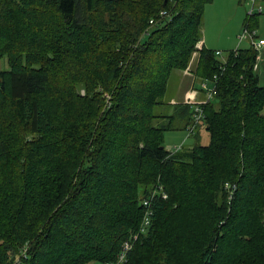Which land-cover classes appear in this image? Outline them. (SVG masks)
Segmentation results:
<instances>
[{"label":"trees","instance_id":"obj_1","mask_svg":"<svg viewBox=\"0 0 264 264\" xmlns=\"http://www.w3.org/2000/svg\"><path fill=\"white\" fill-rule=\"evenodd\" d=\"M211 1L0 0V264H264V87L253 49L199 45ZM194 54L208 144L171 153Z\"/></svg>","mask_w":264,"mask_h":264},{"label":"rangeland","instance_id":"obj_2","mask_svg":"<svg viewBox=\"0 0 264 264\" xmlns=\"http://www.w3.org/2000/svg\"><path fill=\"white\" fill-rule=\"evenodd\" d=\"M237 6L229 4L224 10L223 13L226 14L229 19L222 20L218 22V0H212L211 3L207 4L204 7V13L200 25V41L198 42L199 45H201V42L203 41V38L207 41V46L205 45V49L211 50V51H218V25L219 27H222L223 29H226L225 32H229L230 29L233 28V24L235 26V22L238 18H240L238 15H243V19H246V15L248 13V10L250 8V2L247 0H236ZM260 19H264V15L258 17V24L255 29L256 36L260 37V33H264V27L260 25ZM243 20V22H244ZM243 26V25H242ZM242 30V29H241ZM208 42H210L208 44ZM250 45L248 41H244L240 46H238L239 49H246L249 48ZM197 54L193 55L190 59L189 65L192 67L195 62ZM218 59V57H217ZM8 69L7 62L4 58L0 59V71H5ZM177 71H174L169 79L167 91L164 94V96L161 98V105H158L155 109V113L158 112H165L166 114H169L170 112V104L175 106V104H179L181 102H184V86L187 84L186 79L184 80V84L182 79L177 76ZM195 75V73H194ZM215 80V77H213ZM201 83V81H200ZM199 83V84H200ZM195 89L197 88V84H195ZM79 94L84 95V89H79ZM197 92L193 91L191 101L189 105H193L192 101L197 98ZM107 101H109V95L104 96ZM215 97V96H214ZM204 99L199 102L202 103ZM185 104V103H184ZM190 107V112H191ZM175 113V112H174ZM179 112L174 114V119L171 122V126L173 127V130L167 131L164 133V141H163V147L167 151H173L174 148H178L180 145L184 144V148H190L196 145H207L208 144V136L206 132H202L199 138V130L195 134V137L192 136L189 138L187 136L186 131L183 130V121L179 120ZM165 123L168 122L166 119L164 121ZM185 122V121H184ZM171 127V128H172ZM183 141V143H181ZM94 264H100V263H94Z\"/></svg>","mask_w":264,"mask_h":264},{"label":"built area","instance_id":"obj_3","mask_svg":"<svg viewBox=\"0 0 264 264\" xmlns=\"http://www.w3.org/2000/svg\"><path fill=\"white\" fill-rule=\"evenodd\" d=\"M248 1L250 2V8H249L248 13L246 15L247 18L262 14L263 7L260 4V0H248ZM159 17L161 20H166L167 22L171 20V18L168 17V13L166 11H161L159 13ZM154 23H156L154 19H151L149 21L150 26H153ZM237 41L239 44L244 42V41H248V43L250 45L249 48H251L255 51L256 59H255V64H254L253 70L256 71L257 63L259 62L261 55L264 54V39L258 38L256 36L255 30L248 29L246 24H244L240 34L237 36ZM238 49L239 48H236L235 50H233V52L237 53ZM214 54L216 57H218L221 60V62L225 63L226 57L224 55H226V54H223V52H219V51H215ZM220 69H221V67H220ZM213 81L215 83L214 78H213ZM212 83L213 82H211L210 80H202L201 83L199 84V88L204 95V101L202 103L193 104L191 107V120L185 129L188 137L193 136L198 128L204 130V128H203V120H204L203 105H205L209 101H212L214 99V96L216 95L215 86ZM187 103H190V101ZM182 146L183 145H180L178 148H174V150L170 151V152L174 153L178 150H181ZM224 189L228 192V199H229L233 195L236 188H235V185L226 183V184H224ZM143 206L146 208L148 206V202L143 201ZM146 209H147V212L145 213L144 218H142V220H143L142 224L144 226L148 225V223H149L148 216H149L150 212L148 211V208H146ZM131 245H132V242H131L130 246ZM124 248L128 249L129 244L126 243ZM124 258H125V254H119L116 258L115 263H108V264L123 263Z\"/></svg>","mask_w":264,"mask_h":264},{"label":"crops","instance_id":"obj_4","mask_svg":"<svg viewBox=\"0 0 264 264\" xmlns=\"http://www.w3.org/2000/svg\"><path fill=\"white\" fill-rule=\"evenodd\" d=\"M247 1V0H245ZM232 4L233 6L236 5L237 6V2L236 0H218V22L225 20V19H229L230 18L223 13V10L229 5ZM260 4L263 7V12L262 14H260V16L264 15V0H260ZM240 18H238L235 22V26L233 24V28L229 30V32H225L226 29H223L222 27H219L218 25V51L219 52H223V54L227 53V52H231L233 50H235L236 48H238V46H240L242 43H238L237 41V36L240 34L241 29H242V25H243V15H238ZM260 25L262 27H264V19L261 20L260 19ZM261 39H264V33H260L259 34ZM210 42H208L209 44ZM211 44V43H210ZM205 45L207 46V41L205 38H203V41L201 42V46H203L205 48ZM196 55V54H195ZM196 65H197V56L195 58V62L194 65L191 67L190 65L188 66V69L185 71H177V76L180 77V79H182L183 84H184V80L186 79L187 84L183 87L184 88V102H181L179 104H187V102L191 101V97L193 94V91H196L197 94V98L194 99L192 101L193 104L199 103L204 99V95L202 93V91L199 88V83L200 80L194 75L195 73V69H196ZM257 80H258V84L262 87H264V54L261 55L259 62L257 63V69L255 71ZM195 84H197V88L195 89ZM170 113L167 114L169 116H174V114H176V104L175 106L170 104ZM175 112V113H174ZM165 113V112H163ZM181 119V121H183V118H179V120ZM184 123V121H183ZM185 125V123L183 124V126ZM199 130V138L200 135L202 134V132H205L203 129H197L195 134L197 133V131ZM185 131V130H184ZM195 134L192 136L193 138L195 137ZM191 137V136H190ZM189 137V138H190ZM181 143H183V141H181ZM184 146V144H183Z\"/></svg>","mask_w":264,"mask_h":264}]
</instances>
